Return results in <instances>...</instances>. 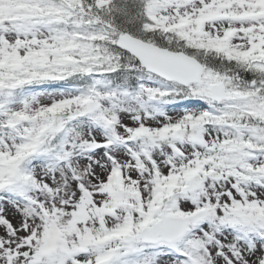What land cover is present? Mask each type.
Returning <instances> with one entry per match:
<instances>
[{
	"label": "snow or ice",
	"instance_id": "snow-or-ice-1",
	"mask_svg": "<svg viewBox=\"0 0 264 264\" xmlns=\"http://www.w3.org/2000/svg\"><path fill=\"white\" fill-rule=\"evenodd\" d=\"M0 264H264V0H0Z\"/></svg>",
	"mask_w": 264,
	"mask_h": 264
}]
</instances>
